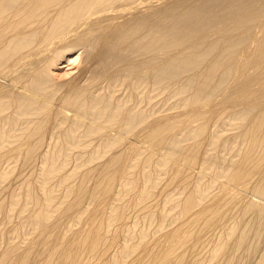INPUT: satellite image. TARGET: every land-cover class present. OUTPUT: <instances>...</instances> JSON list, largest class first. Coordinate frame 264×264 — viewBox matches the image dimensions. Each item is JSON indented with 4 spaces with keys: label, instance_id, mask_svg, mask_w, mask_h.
Masks as SVG:
<instances>
[{
    "label": "bare ground",
    "instance_id": "1",
    "mask_svg": "<svg viewBox=\"0 0 264 264\" xmlns=\"http://www.w3.org/2000/svg\"><path fill=\"white\" fill-rule=\"evenodd\" d=\"M142 1L0 0V264H264V0Z\"/></svg>",
    "mask_w": 264,
    "mask_h": 264
},
{
    "label": "rangeland",
    "instance_id": "2",
    "mask_svg": "<svg viewBox=\"0 0 264 264\" xmlns=\"http://www.w3.org/2000/svg\"><path fill=\"white\" fill-rule=\"evenodd\" d=\"M142 1V0H141ZM144 2H148L149 0H143ZM142 1V2H143ZM146 2V3H147ZM152 2V4H153V6L155 7L156 6V4H154L155 3V1L154 0H150V3ZM163 3H165V1L163 2L162 1V3L161 4H163ZM137 4H139V1L136 3V5ZM162 5H158V8H160ZM69 64V65H68ZM59 68L54 72L56 75H58V77L59 78H61V79H59L58 78V80H68V78L69 77H71V76H75V75H77V68L76 67H73V66H71L70 65V63L69 62H67V63H64V64H60L59 66H58ZM54 74V75H55ZM68 75V76H67ZM66 76V77H65ZM30 172H29V169H23V170H21V169H19V170H16L15 172H14V174H13V177L14 178H12V180H11V182H10V185L11 184H13L15 181H19L20 180V178L22 177V178H25V176L27 175V174H29ZM19 176V177H18ZM16 178H18V179H16ZM21 178V179H22ZM13 179H15L14 180V182L12 183V181H13ZM2 197H3V194H2ZM159 198V197H158ZM155 200H156V198H155ZM154 200V201H155ZM159 200V199H158ZM157 200V201H158ZM153 202V201H152ZM157 203V202H156ZM13 221H14V219H13ZM12 224V223H11ZM5 227V228H4ZM6 227H11V225H9L8 224V226L6 225V224H4V223H2L1 221H0V230H2V229H4V230H6V231H8L9 229L7 228L6 229ZM3 230V231H4ZM5 231V232H6Z\"/></svg>",
    "mask_w": 264,
    "mask_h": 264
}]
</instances>
